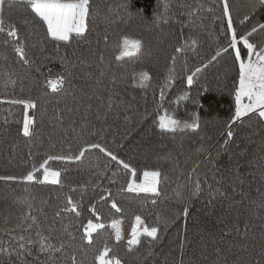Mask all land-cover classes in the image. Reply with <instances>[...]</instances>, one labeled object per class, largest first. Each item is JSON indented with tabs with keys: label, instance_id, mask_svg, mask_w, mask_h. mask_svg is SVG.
Instances as JSON below:
<instances>
[{
	"label": "trees",
	"instance_id": "trees-1",
	"mask_svg": "<svg viewBox=\"0 0 264 264\" xmlns=\"http://www.w3.org/2000/svg\"><path fill=\"white\" fill-rule=\"evenodd\" d=\"M228 2L239 35H244L253 26L264 23V9L251 11V0ZM176 3L178 0H173L177 19L184 21L186 17L179 14L184 10L175 7ZM211 6L215 8V16L222 18V6L218 3ZM24 7L23 4H16L10 9L5 8L3 18L5 26L9 22H15L22 35L27 36L33 29L22 23L25 18H31L23 11ZM91 11L90 30L86 38L73 40L69 47H61L59 52L56 51L54 42L44 39V29L38 24L35 26L33 35L28 38L29 45L34 44L35 47L29 49V54L30 58H37L40 71L32 69L25 72L22 64L17 62L12 45L4 44L6 35L0 34V54L8 57L7 60L0 58V101H4L0 103V176L22 177L34 166L38 167L48 155L77 152L84 141L72 132L71 121L75 120L74 126L79 129L90 103L92 108L87 115L89 131L94 126L98 133L103 130L104 136L103 140L99 134L92 136L91 142L99 141L111 147L121 159L136 167L138 174H142L145 169L161 170L163 176L167 177L159 186L161 195L155 198L144 193H119L121 186L126 187V172L115 162H110V158L97 149L86 153L83 163L49 161L48 167L61 170L62 186L36 182L25 184L19 179L0 180V228L5 226V218L9 220L8 226L11 227L17 217L28 211L26 205L17 202V197L27 194L34 207L33 214L45 228L54 222V235L63 236L65 241L73 245L81 243L82 225L86 224L88 219L97 222L89 211L95 204L100 216L99 222L104 223L105 228L93 233L94 242L87 248L85 264H91L96 250L103 249L105 242L121 259L122 264H176L181 254V240L184 241V264H221L225 259L228 264H234L237 258L247 259L248 253L232 246L243 243L245 239L250 245H255L258 252L259 242L264 235L259 231L258 218L264 216V209L252 208L257 226L248 237L242 238L233 234L221 240L220 234L225 226L218 219V209L213 210L206 198H190L178 202L177 196V193H183L186 197L189 195L196 175L189 180L188 173L197 164L200 178L203 179L202 174L211 164L204 161V156L198 154V149L222 143L221 133L226 132L225 125L234 113V91L239 69L234 52L229 47V38L221 33L222 24L226 31L227 20L222 18L213 22L212 14L206 13L203 30H181L180 24L175 21L157 27L153 22L154 15L163 11L162 0H91ZM246 14L249 20L241 25L240 21ZM181 33L185 38L189 35L196 38V50L195 53L189 51L178 55L173 64L171 56L181 42ZM123 35L139 38L143 47L139 54L117 61V45ZM187 42L191 45V41ZM250 42H264V32L258 31L250 38ZM217 51H220L221 55L211 61ZM101 55L104 58L103 64L99 63ZM43 57L52 59L44 60ZM61 57L69 62L66 69L61 65ZM81 59L89 61L91 66L81 64ZM186 59L188 72L185 71ZM205 63L209 66L197 76L193 85L188 87L186 75L190 74V70ZM72 64H75V67H71ZM169 69H173L175 78L171 85H166ZM13 70L22 75L23 79H17L14 86L5 89L6 77L3 73ZM62 71L66 75L71 73L68 75L69 84L64 87L73 93L72 95H66L64 92L53 93L45 86L47 79H54ZM100 71L105 72L104 77L99 75ZM141 71H148L150 76L147 87L143 88L140 87L139 76L134 75ZM112 73L120 80L115 89L125 101H131L132 106L127 107L125 104L105 115L103 105H106L109 90L113 87ZM162 87L165 98L161 102ZM185 92L188 98L179 100L180 95ZM89 96L92 97L91 100L88 99ZM97 96L101 99L97 100ZM20 98H31L38 105L37 109H31L29 114L35 121V134L30 138L24 137L20 132L24 116L23 105L6 102ZM159 104H162V107L157 109ZM77 107L79 112L75 111ZM69 108L73 111L69 112ZM165 113L182 121L188 120L192 113H196L199 117V128L176 132L161 130L156 126V116ZM57 114L60 115V120L56 119ZM250 116V119L245 117L243 123L238 122L234 127L236 138L229 150L241 143L243 137L251 136L256 143L249 145V155L255 153L259 156V141L264 137V122L257 121L254 115ZM212 155L215 156V151ZM223 159L226 161L227 155ZM97 164L99 168L96 167ZM105 165H108L109 170L104 172V176L96 175ZM114 171L117 172L116 182L110 183L108 177H111ZM251 171L253 175L248 177L244 186L248 196L245 205L253 200L259 205L264 202V181L261 180L259 168L253 167ZM37 175L42 176V173ZM82 184L85 185L83 190L79 188ZM181 185L188 187L182 188ZM72 188L76 190L71 191ZM106 189L111 191L112 197L101 201V195L107 196ZM69 196L81 203V216L77 218L69 213L56 218L55 212L66 203ZM154 198L157 199L156 204L151 203ZM112 199L118 202L121 212L117 213L111 208ZM185 203L190 206L189 217L176 219L167 228L161 223V239L151 248L142 237L143 242L137 250L128 252L127 243H117L110 231L109 225L113 219L126 222L135 220L137 215L141 216L144 225L157 226L158 216L175 217ZM65 225L70 226L69 231L75 237L74 240L62 232ZM0 236H3V233H0ZM213 236L215 240L212 239ZM255 259L258 257L253 255L252 264H255Z\"/></svg>",
	"mask_w": 264,
	"mask_h": 264
},
{
	"label": "snow or ice",
	"instance_id": "snow-or-ice-1",
	"mask_svg": "<svg viewBox=\"0 0 264 264\" xmlns=\"http://www.w3.org/2000/svg\"><path fill=\"white\" fill-rule=\"evenodd\" d=\"M222 6V18L227 20L226 31L224 25L221 26V33L229 38V47L234 52V58L238 64V81L235 85L234 100L235 108L234 113L228 120L226 132L221 133L222 143L216 145L202 146L198 149V154L204 156V161L209 162L211 167L202 174L203 179L200 178L199 164L195 165L188 173V179L191 180L193 175H196L195 181L191 184L189 195L186 197L183 193H177L178 202L190 198H206V202L213 208V210L219 211L218 219L224 224L220 234V239L224 240L227 237H231L233 234L242 238L248 237L249 233L253 232L256 228V216L252 212V208L256 207L264 209V202L259 205L256 201H249L245 205V201L248 200L247 193L245 192V182L249 176L253 173L251 169L253 167L259 168L261 172V180L264 181V137L259 141L261 155L257 156L255 153L249 155V145L256 143L251 136H245L242 138L241 143H237L235 148L229 150L232 142L236 138V132L234 127L238 122L243 123L244 118H251L254 115L259 122H264V42L255 43L250 42V38L259 32H264V23L253 26L250 31L244 35H239L237 28L234 25L232 12L229 6L228 0H178L175 7L180 8L179 14L185 16L184 21L177 19V13L173 8V0H162L163 11L157 12L154 15V23L157 27L167 25L169 21H175L180 24L181 30L188 28L191 31H195L197 28L203 30L205 28L204 20L207 19V14H212V20L215 22L221 17L215 16V8L211 5L217 4ZM16 4H23L25 7L23 11L28 13L30 19L25 18L22 23L29 26L35 31V26L38 24L40 28L44 29V39H50L56 46V51L59 52L61 47H69L71 42L76 39L86 38L87 32L90 30L89 21L92 16L91 0H0V34H5L7 39L4 44H11L13 51L16 54L17 62L22 64L25 72L35 69L40 71V65L37 58H30L29 49L34 48L35 45H29L28 38L33 35V31H29L27 36L22 35L20 28L15 22H9L5 26L3 13L5 8H12ZM251 11H255L258 8L264 9V0H251L249 5ZM249 20V16L246 14L240 21L243 25ZM107 39V37H105ZM187 41H191V45ZM197 40L193 36L189 35L187 38L183 37L181 33V42L175 47L174 53L171 56L172 63L175 64L178 55L185 54L189 51L195 53ZM143 47V42L139 38H135L129 35H123L120 37L117 45L118 54L115 59L121 61L125 57H132L140 53ZM225 52L227 49L224 50ZM75 55V53H73ZM94 55V54H93ZM221 55L220 51H217L215 55L211 57V61H215L218 56ZM246 57V58H245ZM0 58L7 60L6 55L0 54ZM44 60H51V57H43ZM81 64L91 66L89 61L81 59ZM99 63H104V58L101 55ZM61 65L63 68L69 66V62L66 58L61 57ZM207 63L201 64V66L195 67L190 70V74L186 75V84L191 87L196 80L197 76L208 67ZM71 67H75L72 64ZM185 71L187 69V59L185 60ZM6 77L4 82V88L14 86L17 79H23V76L16 71L4 72ZM68 73L61 72L55 76L54 79H47L45 86L53 93L64 92L66 95H72L65 84H69ZM90 76V73H86ZM101 77L105 76L104 71H100ZM140 87H147L150 76L148 71H141L138 74ZM174 76L173 69H169L168 78L165 80L166 85H171ZM112 89L109 90L106 105L105 115L114 109H120L127 104V107H131V101H125L124 97L119 91L115 89V86L120 83L115 73L111 74ZM71 86V85H70ZM97 100L101 98L95 97ZM165 98L164 88L160 90L161 102ZM188 98V94L182 93L179 100ZM92 99L91 96L88 97ZM133 100L135 97L132 98ZM4 101H0L2 103ZM12 105H23V123L20 132L24 137L30 138L35 134L34 118L29 115L30 109H37V102L31 98L10 99L6 101ZM194 103H197L194 101ZM162 107V104L157 105V109ZM92 105H87V110L84 113L83 122L80 124L79 129L74 125L75 120L71 121L72 132L78 139L83 140V145L79 147L75 153H61L57 155H48L47 158L39 164L38 167H33L32 170L27 171L22 177L15 176H0L2 181H16L20 180L25 184H31L33 182L42 184L61 185V170L52 169L48 167L49 161L59 160L68 163H83L86 153L93 150H99L105 157L110 158V162H115L116 165L121 166L127 175L126 187L121 186L118 189L119 193H144L150 194L152 197L158 198L161 195L160 185L167 177L163 176L161 170H148L145 169L142 174H138L136 167L130 162H126L121 159L119 154L106 144H102L99 141L91 142L90 137L98 135L103 140V130L99 133L92 126V130L89 131V122L87 120L88 111H90ZM69 112L73 109L69 108ZM76 112L80 109L77 107ZM99 111V110H98ZM97 115V119H99ZM146 119V117H144ZM57 120L61 117L59 114L56 116ZM7 123V120H5ZM156 126L167 132H176L177 130L199 128V117L196 113H192L188 120H180L174 116L165 113L164 115L157 114ZM89 139H85V138ZM247 141V143H244ZM31 148V146H30ZM215 151V156L212 152ZM227 155V160L223 158ZM170 159V157H169ZM99 168V165H96ZM109 170L108 165L104 166V169L96 173L98 176H104V172ZM37 173H42V176H38ZM184 175V173H181ZM117 172H113L111 177H108L110 183H115ZM255 179V177H253ZM182 188L188 187L187 185H181ZM79 188L83 190L85 185H80ZM75 191V188L70 189ZM27 188L25 193H27ZM107 196L101 195L100 200L106 201L112 197V193L109 190H105ZM259 191V189H257ZM239 196V199L237 197ZM152 199L151 203L156 204L157 199ZM34 199V198H33ZM17 202L26 205L28 211L23 212L16 218L14 226L9 227V220L5 218L4 227L0 228V264H85V259L88 255L87 248L93 245V233H97L98 230L105 228L104 223L99 222L100 216L96 210L95 204L89 208V211L95 217L97 222H93L92 219H88L86 224L82 225L83 234L81 236V243L79 245H73L64 240L63 236L57 237L55 234V223L49 224L46 228L43 223L33 214V204L29 195H22L17 197ZM111 208L115 209L117 213L122 209L118 206V202L115 199L111 201ZM74 214L75 217L81 216V203L74 201L71 196L66 200V203L61 206L56 212L55 217L60 218L63 214ZM190 215V206L185 203L182 210H178L175 217H157V226L144 225L140 215L135 217V223L132 226L130 238L127 240V251H136L138 246L142 244V237L147 240L149 248L152 245L159 242L161 239L159 225L162 223L167 228L171 223H174L176 219L181 217L187 219ZM259 231L264 234V216L259 218ZM121 221L113 219L109 227L113 230L114 238L119 243L122 237ZM70 226L65 225L62 227L64 235L69 236L71 239H75L72 233L69 231ZM4 237H7L6 239ZM215 240V236L212 237ZM184 241L181 240L180 258L176 261V264H184L183 253ZM233 247L241 248L245 253H248V258H237L234 264H252L253 255L258 257L255 259V264H264V235L259 242V251H256L255 245H250L246 239L239 245L233 244ZM251 248V251H250ZM151 255V251H149ZM78 257H80L78 259ZM91 264H122L113 249L109 247L105 242L103 249H97L95 255L92 258ZM221 264H228L227 259L223 260Z\"/></svg>",
	"mask_w": 264,
	"mask_h": 264
},
{
	"label": "rangeland",
	"instance_id": "rangeland-1",
	"mask_svg": "<svg viewBox=\"0 0 264 264\" xmlns=\"http://www.w3.org/2000/svg\"><path fill=\"white\" fill-rule=\"evenodd\" d=\"M29 114H31V109L29 110ZM134 223H135V220L121 222L120 227H121V230H122V237H123V239L121 241L127 243V240L130 238L131 229H132V226H133ZM110 231L113 234V230L111 228H110Z\"/></svg>",
	"mask_w": 264,
	"mask_h": 264
}]
</instances>
